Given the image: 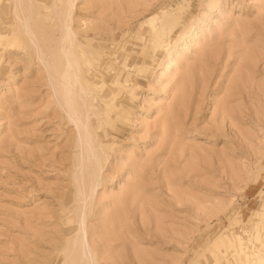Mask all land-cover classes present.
Segmentation results:
<instances>
[{
	"label": "rangeland",
	"instance_id": "obj_1",
	"mask_svg": "<svg viewBox=\"0 0 264 264\" xmlns=\"http://www.w3.org/2000/svg\"><path fill=\"white\" fill-rule=\"evenodd\" d=\"M68 2L0 0V264H263L264 0Z\"/></svg>",
	"mask_w": 264,
	"mask_h": 264
},
{
	"label": "bare ground",
	"instance_id": "obj_2",
	"mask_svg": "<svg viewBox=\"0 0 264 264\" xmlns=\"http://www.w3.org/2000/svg\"><path fill=\"white\" fill-rule=\"evenodd\" d=\"M18 2V1H17ZM73 2H74V0H70V3L68 2V5H67V7L64 9V15H70V12H71V9H72V6H73ZM17 14V13H16ZM18 16V15H17ZM161 16H163V15H161ZM160 17V16H159ZM167 18V17H166ZM165 17H163L160 21H158L157 22V20H156V18H155V16H152V18H151V24L152 25H154L153 26V28H151V33L154 35V38L158 41V45H159V48L161 49V50H164V49H166L168 46H169V44H170V39H169V37H168V35H169V33H170V30H168V28L166 27L167 26V22L169 21V20H167ZM174 18V17H173ZM20 20V19H19ZM21 21V20H20ZM173 23V22H172ZM174 25V24H173ZM175 26V25H174ZM172 29V28H171ZM152 36V35H151ZM153 40V39H152ZM67 49H68V47H66ZM66 48H64L65 49V51H67L66 50ZM64 49H62L63 51H64ZM73 55V54H72ZM71 57V56H70ZM60 60V59H59ZM61 61V60H60ZM66 61V60H65ZM67 64L72 68V70H71V75H72V79H73V81L72 82H77L78 81V83H81V75H80V70H79V63L77 62V58L75 59L74 58V60H70V59H67ZM66 65V64H65ZM64 66V65H63ZM67 67V66H66ZM64 71V70H63ZM79 85V84H78ZM78 98V97H77ZM122 119V118H121ZM231 242H230V246L231 247H234V246H236L235 248H237L238 247V251H242L241 253L242 254H244V257L247 259V257L249 256V257H251V255H249V253H247L246 252V249H248V248H246V247H242V245H243V242H241L242 240H241V238H240V236H238V235H231ZM224 239H226V237L224 238ZM229 240V239H228ZM217 242H219V241H217ZM218 244H220V246H221V254L222 255H224L225 254V249L223 248V244H221L220 242L218 243ZM219 245H218V247H220ZM214 247V246H213ZM224 252V253H223ZM220 253V252H219ZM223 258V257H222ZM252 258V257H251ZM247 263H249V262H247ZM246 263V264H247ZM263 264H264V260H263Z\"/></svg>",
	"mask_w": 264,
	"mask_h": 264
}]
</instances>
